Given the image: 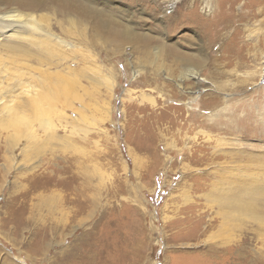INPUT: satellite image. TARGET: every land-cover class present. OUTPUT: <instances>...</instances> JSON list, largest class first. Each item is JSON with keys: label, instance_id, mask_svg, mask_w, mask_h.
I'll return each instance as SVG.
<instances>
[{"label": "rangeland", "instance_id": "1", "mask_svg": "<svg viewBox=\"0 0 264 264\" xmlns=\"http://www.w3.org/2000/svg\"><path fill=\"white\" fill-rule=\"evenodd\" d=\"M95 6L115 8L98 13L101 29L54 6L38 13L71 43L53 58L61 81L30 119L0 113V264H264V229L222 222L211 197L216 171L264 163V0ZM108 20L149 42L121 45ZM163 46L201 57L198 85L178 88L181 64L153 55ZM15 65L0 61V75L22 80ZM31 127L36 157L19 154Z\"/></svg>", "mask_w": 264, "mask_h": 264}, {"label": "bare ground", "instance_id": "2", "mask_svg": "<svg viewBox=\"0 0 264 264\" xmlns=\"http://www.w3.org/2000/svg\"><path fill=\"white\" fill-rule=\"evenodd\" d=\"M3 1L11 8V10L7 12H0V61L7 58V60H11L14 64L16 62V65L19 67V69H17L19 73L17 74L22 75V80L19 78L14 79L13 77H9L5 73L0 75V113H2L7 120H10L17 117H15V110H17V113H19L18 115L22 114L23 117L30 119L32 114L37 111L41 102L47 99V95H51L55 92L57 82L61 81L55 76L56 71L51 69L57 68L56 63H54L56 59L53 60V58H56L58 54L61 53L60 49H63L61 48L62 46L72 48L71 43L62 41L48 29L47 17L44 14L38 13L45 10L44 8L54 6L56 9H61L59 10L62 14L61 16L66 18L68 24L75 21L74 18H76L75 15L77 14L82 16L81 18H86L87 20L94 19L99 21L98 25L101 29V25L103 24H101V21L98 20L100 18L98 13H101L106 9V12L112 14L115 8L110 10L108 6H103L102 11L101 9L97 10L98 7L95 6L96 0ZM111 14H108V19H110ZM108 21L106 22L108 30L111 25L112 28L109 31L106 29V32L113 39L115 38L116 42L118 40L120 43L127 42L146 44V42H149L148 37L136 34L134 29L127 23L126 26H124L121 23L115 22L112 24ZM100 34L104 37L103 33ZM161 49L165 51L166 56L173 62L181 64V67H179L181 80L177 83L178 88H181L182 80L188 78L194 79L196 81V85L199 84L200 79L198 72L201 66L200 56L198 57L194 54H184V52L180 53L175 48L163 46L162 48H154L153 55L156 58L158 57ZM61 56L60 59L66 58ZM80 56L83 60H91L85 54ZM29 62L35 64V66L31 65ZM94 62V60H91V63L94 64ZM41 66H47L44 70V74L42 75L39 73V71H41L40 68H42ZM93 68L96 69V67ZM56 80L59 81L56 82ZM3 83L6 84L5 89H2L4 88V86H2ZM106 85L108 93L112 94L114 89L113 82L107 81ZM1 89L5 91L3 92ZM189 94H192V92ZM142 97L143 99H146V97ZM150 99L149 103L154 104V102ZM68 106L71 107V102L68 104L66 102L64 104V107L67 108ZM103 108L105 116L108 115V106L105 105ZM78 113L80 114L81 111ZM62 118L65 119V116ZM72 120H75L74 122H76L78 119L76 118ZM29 132L27 141L20 148L19 154L24 155L28 152L31 153L33 157H36V151L39 149L40 141L38 139V134H36L33 127L30 128ZM50 138L52 139V135ZM38 166L39 165L36 162L30 168H27V170L28 172H31L38 168ZM249 166H247V169H243V172H241L240 168H238L239 173H234L231 171L233 169L230 168L231 170L229 169L228 173L231 177H227L225 174V176L221 175L220 172L216 171L215 173L217 175L219 173V177L214 180V195H211V197H214L212 199H215L216 207H218L216 215H219V217L222 218V222L231 221L235 215H239L249 218L254 221L258 227L260 226L264 229V163L258 162L257 165H255L258 170L254 172L248 169ZM215 247L216 245L213 249H209V251L213 254L217 251V247Z\"/></svg>", "mask_w": 264, "mask_h": 264}]
</instances>
